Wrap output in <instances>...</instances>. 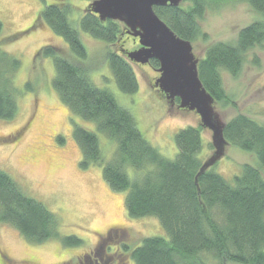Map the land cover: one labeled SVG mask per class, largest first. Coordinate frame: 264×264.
Wrapping results in <instances>:
<instances>
[{
	"label": "trees",
	"instance_id": "trees-1",
	"mask_svg": "<svg viewBox=\"0 0 264 264\" xmlns=\"http://www.w3.org/2000/svg\"><path fill=\"white\" fill-rule=\"evenodd\" d=\"M182 1L189 6L166 5L154 7V11L176 35L192 41L198 36L197 19L202 16L206 2ZM247 1L264 15V0ZM70 12L66 1L45 4L27 30L45 24L67 44V52L65 48L53 45H45L36 52L52 57L56 73L52 83L62 104L72 115L96 125V131L77 125L72 130L81 151L79 166L82 169L93 165L102 167V178L109 188L126 192L128 215L132 218L155 216L166 233L165 237H142L139 244L123 242L118 247L122 257L131 258L134 264H208L206 258L217 264L226 261L264 264V177L261 172L243 164L232 181H228L213 169V165L197 176L203 163V148H212L203 141L200 123L178 130L174 138L177 154L173 159L160 154L140 133L131 112L116 101L112 92L96 86L91 79V66L86 63L89 53L80 38V31L107 45H120L125 40V27L117 21H101L87 8L73 22L68 18ZM2 29L3 22L0 21V44L12 43L28 32L24 30L8 36L2 35ZM263 40L264 27L255 22L238 32L235 44L216 42L205 49L204 57L197 63L198 77L214 104L228 101L221 73L238 76L244 53L261 45ZM3 59H8L11 65L2 67ZM105 59L118 91L128 95L137 92L139 82L129 60L110 49ZM150 65L158 67V61L153 59ZM19 67L16 56L4 51L0 53L2 121L12 120L19 113L17 90L11 81ZM161 96L164 97L163 93ZM175 103H179V99L176 98ZM169 106L168 103L167 110L171 111ZM223 129L224 138L230 145L254 154L264 167L263 124L241 113L225 122ZM97 132L114 145L111 158H105L102 153ZM129 169L133 170V177L128 176ZM0 222L14 225L27 241L37 244L48 240H60L63 245L80 244L76 236H62L56 215L42 202L26 196L16 181L2 170ZM110 231L112 235L116 230ZM118 237L122 238V235ZM98 241L102 250L105 240Z\"/></svg>",
	"mask_w": 264,
	"mask_h": 264
},
{
	"label": "rangeland",
	"instance_id": "rangeland-1",
	"mask_svg": "<svg viewBox=\"0 0 264 264\" xmlns=\"http://www.w3.org/2000/svg\"><path fill=\"white\" fill-rule=\"evenodd\" d=\"M54 1L57 0H0L2 35L27 30L43 6ZM61 1L70 5L68 18L74 22L92 0ZM203 1L206 4L197 19L198 36L191 41L193 56L197 59L203 58L205 49L216 42L235 44L238 32L252 23L260 22L264 27V15L247 0ZM182 5L189 6V3L182 1ZM27 31L12 43L0 44V53L14 55L20 63L11 78L17 90L19 113L12 120H0V170L16 181L26 196L42 202L56 215L62 236H76L80 244L63 245L60 240L37 244L27 241L14 225L0 222V252L9 264H84L86 256L92 262L95 260L92 264H134L131 258L122 257L120 244H139L142 237H165L164 228L152 215L130 217L125 209L126 192L109 188L102 178V167L80 168L81 151L72 130L77 125L96 131V125L72 115L62 104L52 83L56 74L52 57L36 52L45 45L59 46L67 52V44L45 24ZM79 34L89 53L86 63L91 66L92 81L97 87L112 92L116 101L131 112L144 138L164 157L173 159L177 154L174 138L178 130L198 126L199 116L192 110H167V100L150 87L159 76L150 64L129 61L139 82L138 91L132 95L118 91L105 55L109 49L119 54L123 49L126 52L138 49L139 43L135 44L132 37L123 35L125 40L120 45H107L82 31ZM262 42L244 53L238 76L221 73L228 101L215 104L214 108L225 122L242 113L264 125V40ZM9 62L3 59L2 67H9ZM15 134L12 139L1 140ZM210 136L211 131L203 129L205 144H211ZM98 140L105 158H111L114 145L103 134L98 135ZM212 150L213 147L203 148V161ZM243 164L257 168L264 177V167L254 154L230 144L224 147V154L213 169L232 181ZM132 171L128 170V176L133 177ZM107 228L117 230L116 234L112 233L116 238L105 240L100 250L97 239L106 238ZM120 234L122 238L118 237ZM126 236L128 238H124ZM118 238V242L115 241ZM206 259L208 264H217ZM223 264L239 263L226 261Z\"/></svg>",
	"mask_w": 264,
	"mask_h": 264
},
{
	"label": "water",
	"instance_id": "water-1",
	"mask_svg": "<svg viewBox=\"0 0 264 264\" xmlns=\"http://www.w3.org/2000/svg\"><path fill=\"white\" fill-rule=\"evenodd\" d=\"M182 0H93L88 10L101 21L121 22L126 34L138 37L139 48L124 52L126 59L136 64L158 61L159 76L155 86L173 104L179 99L178 109L192 110L199 115L202 128L211 131L212 154L204 161L198 175L215 165L228 145L223 135L225 121L214 108V100L203 88L198 77V60L193 56L191 41L176 35L156 15L154 7L180 6ZM196 176V179H197Z\"/></svg>",
	"mask_w": 264,
	"mask_h": 264
},
{
	"label": "flooded vegetation",
	"instance_id": "flooded-vegetation-1",
	"mask_svg": "<svg viewBox=\"0 0 264 264\" xmlns=\"http://www.w3.org/2000/svg\"><path fill=\"white\" fill-rule=\"evenodd\" d=\"M93 1V0H92ZM89 4V3H88ZM87 4V5H88ZM87 5H86V8H87V10H88V7H87ZM36 19V18H35ZM38 24V23H37ZM124 26V25H123ZM126 28V27H125ZM126 36H128V37H132L131 35L129 36V35H127L126 34ZM132 39H133V41H135V44L136 43H138V37H132ZM150 64V63H149ZM155 70H157V68L155 67ZM154 82H155V80H154ZM154 82L153 83H150V87H151V89L152 90H155L160 96H161V91L160 90H158L157 88H156V86L154 85ZM174 106H171V107H175V108H177V104H173ZM111 229H113V228H111ZM110 228H107V230H106V234H104V235H107L108 233H109V235L106 237V238H101V237H99L98 239H97V243H98V240H107V239H113V236L111 235V230ZM115 233L117 232V230L116 231H114ZM90 257L89 256H86L85 257V259H84V264H92L93 262L95 263V260L92 262V261H90ZM5 263H7V261H6V258L2 255V253L0 252V264H5ZM79 264H82V262H79ZM96 264H98V263H96Z\"/></svg>",
	"mask_w": 264,
	"mask_h": 264
}]
</instances>
